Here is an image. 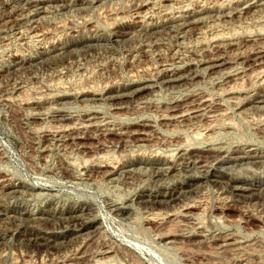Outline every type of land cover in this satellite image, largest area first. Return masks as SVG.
<instances>
[{
    "label": "rangeland",
    "instance_id": "rangeland-1",
    "mask_svg": "<svg viewBox=\"0 0 264 264\" xmlns=\"http://www.w3.org/2000/svg\"><path fill=\"white\" fill-rule=\"evenodd\" d=\"M263 63L264 0H0V264H264Z\"/></svg>",
    "mask_w": 264,
    "mask_h": 264
},
{
    "label": "bare ground",
    "instance_id": "bare-ground-1",
    "mask_svg": "<svg viewBox=\"0 0 264 264\" xmlns=\"http://www.w3.org/2000/svg\"><path fill=\"white\" fill-rule=\"evenodd\" d=\"M247 3H248V2H247ZM181 6H182V5H181ZM177 7H178V6H177ZM147 11H148V10H147ZM163 14H164V13H163ZM227 15H228V14H227ZM145 19H146V18H145ZM150 20H151V19H150ZM234 21H235V20H234ZM253 21H254V20H253ZM216 27H217V26H216ZM211 32H212V30H211ZM218 39H219V38H218ZM183 42H184V41H183ZM48 43H49V42H48ZM204 50H205V49H204ZM216 58H217V57H216ZM259 60H260V59H259ZM186 62H187V61H186ZM259 62H260V61H259ZM260 64H261V63H260ZM263 64H264V63H263ZM217 65H218V64H217ZM212 67H213V66H212ZM227 71H228V70H227ZM262 72L264 73V71H262ZM261 75H262V74H261ZM263 75H264V74H263ZM263 75H262V76H263ZM216 79H217V78H216ZM262 82H263V81H262ZM260 84H261V83H260ZM67 87H68V86H67ZM218 87H219V86H218ZM221 89H222V88H221ZM230 89H231V88H230ZM198 93H199V92H198ZM234 93H235V92H234ZM43 96H44V95H43ZM92 101H93V100H92ZM211 101H212V100H211ZM89 104H90V103H89ZM102 104H103V103H102ZM67 105H68V104H67ZM50 108H51V107H50ZM54 110H55V109H54ZM224 111H225V110H224ZM203 113H204V112H203ZM223 113H224V112H223ZM163 114H164V113H163ZM204 114H205V113H204ZM212 114H213V113H212ZM35 115H36V114H35ZM208 115H209V114H208ZM185 117H186V116H184V115H182V116L180 115V117H178V118H179V119H185ZM211 117H212V116H211ZM226 117H227V116H226ZM260 117H261V116H260ZM262 117H263V116H262ZM66 118H67V117H66ZM263 119H264V118H263ZM211 120H212V119H211ZM42 123H43V122H42ZM52 123H53V122H52ZM232 124H233V123H232ZM90 125H91V124H90ZM90 125H89V126H90ZM201 125H202V124H201ZM79 127H80V126H79ZM81 127H82V126H81ZM114 127H115V126H114ZM97 130H98V129H97ZM56 133L59 134L60 132H56ZM174 133H175V132H174ZM190 134H191V133H190ZM202 134H203V133H202ZM62 135H63V134H62ZM62 135H61V136H62ZM209 137H210V136H209ZM205 139H206V138H205ZM163 142H164V141H163ZM104 143H105V142H104ZM50 144H51V143H50ZM49 146H50V145H49ZM87 147H88V146H87ZM154 147H155V146H154ZM46 160H47V159H46ZM48 161H49V160H48ZM179 164H180V163H179ZM76 177H77V176H76ZM88 180H89V179H88ZM99 213H100V212H99ZM148 215H149V214H148ZM157 221H158V220H157ZM160 236H161V235H160ZM160 236H159V237H160ZM162 236H163V235H162ZM165 236H166V235H165ZM47 241H48V240H47ZM42 244H43V243H42Z\"/></svg>",
    "mask_w": 264,
    "mask_h": 264
}]
</instances>
